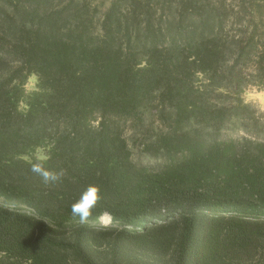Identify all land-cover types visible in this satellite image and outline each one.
I'll list each match as a JSON object with an SVG mask.
<instances>
[{
    "label": "trees",
    "instance_id": "obj_1",
    "mask_svg": "<svg viewBox=\"0 0 264 264\" xmlns=\"http://www.w3.org/2000/svg\"><path fill=\"white\" fill-rule=\"evenodd\" d=\"M248 88L264 0H0V264H264Z\"/></svg>",
    "mask_w": 264,
    "mask_h": 264
},
{
    "label": "clouds",
    "instance_id": "obj_2",
    "mask_svg": "<svg viewBox=\"0 0 264 264\" xmlns=\"http://www.w3.org/2000/svg\"><path fill=\"white\" fill-rule=\"evenodd\" d=\"M47 157L38 155L36 160L31 163V171L40 177L45 185L58 182L62 173L52 171L45 167ZM101 199L100 188L98 185H88L70 205V215L77 218L80 224H87L93 216L94 209ZM102 227H107L111 223V216L107 213L101 217Z\"/></svg>",
    "mask_w": 264,
    "mask_h": 264
},
{
    "label": "rangeland",
    "instance_id": "obj_3",
    "mask_svg": "<svg viewBox=\"0 0 264 264\" xmlns=\"http://www.w3.org/2000/svg\"><path fill=\"white\" fill-rule=\"evenodd\" d=\"M243 96L246 100L252 102L256 107H258L259 110L264 111V88L261 90H256L255 88H248ZM232 135H235V134H232ZM133 139L134 138H132L131 141ZM136 142H138V140H136Z\"/></svg>",
    "mask_w": 264,
    "mask_h": 264
}]
</instances>
